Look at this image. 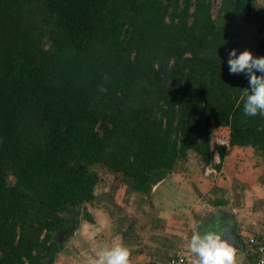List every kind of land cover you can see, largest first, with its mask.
Instances as JSON below:
<instances>
[{
  "label": "trees",
  "instance_id": "obj_1",
  "mask_svg": "<svg viewBox=\"0 0 264 264\" xmlns=\"http://www.w3.org/2000/svg\"><path fill=\"white\" fill-rule=\"evenodd\" d=\"M213 1L0 0V264H55V236L92 221L96 168L149 196L190 156L264 161V116L244 114L249 81L227 63L263 19L256 0L216 17Z\"/></svg>",
  "mask_w": 264,
  "mask_h": 264
},
{
  "label": "crops",
  "instance_id": "obj_2",
  "mask_svg": "<svg viewBox=\"0 0 264 264\" xmlns=\"http://www.w3.org/2000/svg\"><path fill=\"white\" fill-rule=\"evenodd\" d=\"M229 148L232 158L244 157L248 159L249 156L245 157L244 154H248L249 148H238L237 150H235L237 147ZM228 163L225 156L220 170L224 171L227 176V180L223 183L219 181L212 183L206 179L207 177H202L198 167L196 172L184 173L182 166H186L187 163L180 164L167 179L158 182L153 190V193H157L159 197L167 193L163 196L165 198L162 199V203L166 198L169 202H166L164 207L158 201L147 204L145 197L143 200L138 199L133 195L135 193H131L127 198L132 201L129 204H133V216L136 215L140 219L143 214L151 210V206L154 210L160 206L158 210L160 214L157 217L160 223L156 226L150 222L141 224V222L132 218L129 219V217L127 228L122 229L120 224L117 226L118 228L115 227L116 233L114 235L116 238L112 242L108 238H103L104 243H102L101 250L110 248L115 244H123L131 250L130 264H165L178 252H184L191 262V255L185 249L186 242L194 233H202L219 222L221 228L228 230L241 244V250H236V264H245L253 256V249L247 244L248 238L264 228V206L261 207V201L264 202V188L253 187L252 180L254 178L250 174L251 164L248 171H239L235 179L243 183L251 181L250 187L253 188L240 194L243 197L239 196L240 201L236 203L231 195L233 177L228 168ZM169 181L173 183H169ZM169 185L175 191L173 194H169L171 190ZM166 186L168 189H164ZM217 190L226 192V196L223 197L221 191ZM215 196L220 197L217 202H214ZM144 204L148 205L149 209H143ZM157 204L160 205L157 206ZM121 209L123 208H119V210ZM130 231L131 233H128ZM77 236L78 232L71 246L69 245L71 248L68 246L59 251L58 259L67 251L75 261L73 264H93L101 250L95 247L96 244H93V248L88 247L87 240H85L86 243L81 242L79 244L78 250L76 246L73 249L72 245L78 240Z\"/></svg>",
  "mask_w": 264,
  "mask_h": 264
},
{
  "label": "rangeland",
  "instance_id": "obj_3",
  "mask_svg": "<svg viewBox=\"0 0 264 264\" xmlns=\"http://www.w3.org/2000/svg\"><path fill=\"white\" fill-rule=\"evenodd\" d=\"M212 4H213L212 13H213V16L216 17L218 14V9L221 4V0H214ZM254 10L257 11L258 16L260 15V19H263V23L262 25H260L261 22L256 23L254 25L249 24L247 31L241 36L239 40V53H237V55H239L241 52L245 50H249L253 54L255 43L258 41V38L259 37L264 38V16L263 18L261 17V15L264 14V0H256V3L254 5ZM251 16L255 17L254 13L251 14ZM238 21L239 23L244 22L242 17H240ZM259 29H261V31H259ZM225 134L227 135L226 131L224 130H221V131L213 130L212 143L221 144L220 141H224V139H226L225 137H223L225 136ZM227 143L228 142L226 140V144L224 145H227ZM238 148L239 147L235 148V150H237ZM247 153L248 154H244V156L245 157L249 156L248 159L244 157H233L232 158V155L230 153V148L229 150H227L226 162L227 163L229 162L228 168L230 169V172L233 177V180H232L233 190H231V195L234 197L233 200H235L236 203H239L240 201L239 196L243 197V195H240V194L246 192L247 190H250L253 187H257V186L264 188V161L260 159L250 148ZM216 157H217V154L214 153L212 157L213 164L219 163V158L216 159ZM227 159L229 160L227 161ZM251 164L252 166L250 168ZM182 167H183L182 168L183 172L187 174L196 172V169L198 167V169L200 170V175L204 178L207 177L206 179L207 180L209 179L212 183H217L218 181L220 183H223L225 180H227V176L224 171H217V170L215 171L214 169H209V167L205 169L204 166L200 165V160L194 156H190V159L187 161L186 166H182ZM249 168H250V174L254 178L252 180V182L254 183L252 188L250 187L251 181L243 183L235 179V177L238 176L239 171L245 172V171H248ZM95 170L100 174V177L102 178V180L99 182V184L95 188L94 202L86 206L87 212L91 216L92 223L86 220H83L81 218L82 211H80L79 214H76L73 217V224H71L68 227H73L77 219H79V226H80L78 230V236H77L78 240H76L75 241L76 243L72 245L73 249L76 246L78 250L79 244L81 242L86 243L85 240H87V244H89L88 247L93 248L94 247L93 244H96L95 247L101 250L102 243H104L103 238L104 239L108 238L112 242L116 238L114 235V233H116L115 227L118 228L117 226L120 224L122 229L127 228L129 224L128 223L129 217H130L129 219L131 218L135 219L136 221L141 222V224H146L150 222L153 224V226H156L160 223V221L157 219L158 215L160 214V211H158L160 209V206L157 208V210H154L153 206H151L150 209L152 211L148 210V212L146 214H143V216L140 219L137 218L136 215L133 216L132 214L133 204H129L132 201L129 200V198H127V196H129L132 192H130L124 185L120 186L122 185V183L120 182L119 178L113 175L112 173L108 172L107 170L100 169V168L99 169L96 168ZM169 183H173V182L169 181ZM169 188H171L170 192L168 191L169 194H173L175 192L174 189L170 185H169ZM164 189H168V187L166 186ZM217 191H221L223 197L226 196L225 195L226 192L222 190H217ZM166 194L167 193H164L163 195H160V197L157 195V193L156 194L153 193V195H149V196H143L139 193H135L133 195L135 197H138V199L141 198L142 200H143V197H145V201H146L145 203L147 204L153 203L152 201L154 202L158 201V203L161 202L162 207H164V204H166V202H169L166 198V200L162 203V199L165 198L163 196ZM215 198L216 200H214V202H217V200L220 199L219 196H215ZM158 205L160 204H157V206ZM263 206H264V202L261 201V207ZM142 207L145 210L149 209L148 205L146 204H144ZM119 208H123V209L119 210ZM132 229L131 231H133ZM131 231L128 233H131ZM64 233L65 232L56 235L55 239L61 240L63 238ZM143 235L142 237H144ZM70 246L69 248H71ZM190 258L191 260H193L196 257L191 255ZM73 263H75V261L73 260L72 255L67 251H65L63 255L59 257V259L57 258L55 261V264H73Z\"/></svg>",
  "mask_w": 264,
  "mask_h": 264
},
{
  "label": "clouds",
  "instance_id": "obj_4",
  "mask_svg": "<svg viewBox=\"0 0 264 264\" xmlns=\"http://www.w3.org/2000/svg\"><path fill=\"white\" fill-rule=\"evenodd\" d=\"M227 63L230 74L243 73L249 81V88L243 89L241 96L244 114L264 116V57H254L249 50L237 55V50L233 49ZM185 249L196 257L190 264H236V249L225 238V229L219 222L202 233H194L186 242ZM131 255L127 246L115 244L101 250L93 264H130ZM260 264H264V259Z\"/></svg>",
  "mask_w": 264,
  "mask_h": 264
},
{
  "label": "built area",
  "instance_id": "obj_5",
  "mask_svg": "<svg viewBox=\"0 0 264 264\" xmlns=\"http://www.w3.org/2000/svg\"><path fill=\"white\" fill-rule=\"evenodd\" d=\"M220 142L221 145H224L226 144V139ZM247 243L253 249V256L245 264H260V261L264 259V228L259 233L249 237ZM165 264H190V262L184 252H178Z\"/></svg>",
  "mask_w": 264,
  "mask_h": 264
},
{
  "label": "water",
  "instance_id": "obj_6",
  "mask_svg": "<svg viewBox=\"0 0 264 264\" xmlns=\"http://www.w3.org/2000/svg\"><path fill=\"white\" fill-rule=\"evenodd\" d=\"M209 169H211V166H209ZM154 187H155V185L152 186V191H153ZM78 229H79V219L76 220L73 227H67L65 229V231H63V232H65L63 235V238L61 240H57L59 243L60 250H62V248L69 246L73 242V240L75 239V237L77 235ZM63 232H61V233H63ZM225 238L229 241V243L236 250H241V244L239 243V241L236 239L235 236L231 235L230 232L226 229H225Z\"/></svg>",
  "mask_w": 264,
  "mask_h": 264
},
{
  "label": "flooded vegetation",
  "instance_id": "obj_7",
  "mask_svg": "<svg viewBox=\"0 0 264 264\" xmlns=\"http://www.w3.org/2000/svg\"><path fill=\"white\" fill-rule=\"evenodd\" d=\"M58 234H60V233H58ZM58 234H57V235H58Z\"/></svg>",
  "mask_w": 264,
  "mask_h": 264
}]
</instances>
